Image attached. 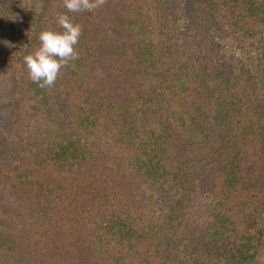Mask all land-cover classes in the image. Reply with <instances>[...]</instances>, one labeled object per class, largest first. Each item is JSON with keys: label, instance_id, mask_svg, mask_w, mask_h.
<instances>
[{"label": "trees", "instance_id": "16d2710c", "mask_svg": "<svg viewBox=\"0 0 264 264\" xmlns=\"http://www.w3.org/2000/svg\"><path fill=\"white\" fill-rule=\"evenodd\" d=\"M63 0H0L13 71L0 264H258L264 0H106L51 88L24 56Z\"/></svg>", "mask_w": 264, "mask_h": 264}, {"label": "clouds", "instance_id": "9594fccd", "mask_svg": "<svg viewBox=\"0 0 264 264\" xmlns=\"http://www.w3.org/2000/svg\"><path fill=\"white\" fill-rule=\"evenodd\" d=\"M106 0H63L67 10L57 13L56 24L61 31L50 28L38 34L39 45L24 56V64L30 80L40 88H51L70 61L79 59L76 45L79 43L82 28L74 23L67 13L93 12L102 7Z\"/></svg>", "mask_w": 264, "mask_h": 264}, {"label": "rangeland", "instance_id": "374dc122", "mask_svg": "<svg viewBox=\"0 0 264 264\" xmlns=\"http://www.w3.org/2000/svg\"><path fill=\"white\" fill-rule=\"evenodd\" d=\"M13 89V71L10 65L5 63L0 69V139L10 135L6 129L10 121L9 101ZM257 262L264 264V250L257 256Z\"/></svg>", "mask_w": 264, "mask_h": 264}]
</instances>
